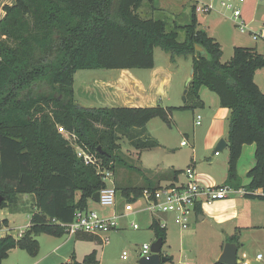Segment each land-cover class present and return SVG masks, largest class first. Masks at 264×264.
<instances>
[{
  "label": "trees",
  "instance_id": "16d2710c",
  "mask_svg": "<svg viewBox=\"0 0 264 264\" xmlns=\"http://www.w3.org/2000/svg\"><path fill=\"white\" fill-rule=\"evenodd\" d=\"M145 1L16 0L4 6L5 16L0 20V207L16 213L22 196L33 195L37 211L21 237L11 232L0 235V264L14 248L37 255L40 234H65L61 223L71 222L78 210L89 209L94 194L106 186V169L117 173L119 166H127L139 173L141 182L129 178L116 187L129 202L158 187L140 167L129 163L121 141L127 139L138 150L158 146L146 134V125L154 117L169 121L174 107H89L76 101L74 88L79 70L151 69L156 48L167 52L172 62L192 57V79L180 108L203 106L200 89L207 86L218 95L221 106L230 109V157L224 184L239 189L237 164L243 146L256 145V164L247 173L251 181L245 196L264 199L252 193L264 189V92L255 81L256 71L264 68V54L235 46L231 59L222 62V46L200 27L195 5L189 23L179 25L166 17H149L157 9L152 5L151 12L142 14ZM197 45L206 53L198 51ZM58 126L73 133L74 140L59 132ZM76 147L97 162H86ZM151 228L164 243L167 228L158 219H153ZM229 241L239 245L237 235ZM97 262L93 251L83 261L72 257L61 264Z\"/></svg>",
  "mask_w": 264,
  "mask_h": 264
},
{
  "label": "rangeland",
  "instance_id": "374dc122",
  "mask_svg": "<svg viewBox=\"0 0 264 264\" xmlns=\"http://www.w3.org/2000/svg\"><path fill=\"white\" fill-rule=\"evenodd\" d=\"M178 1L182 3L186 2L187 5L183 7L180 4L169 6L168 2H173V0H151V2L147 0L141 9V13L146 14L151 12L150 5H152L158 10L156 9L149 17H166L171 24L185 25L190 21L191 5H194L195 0ZM200 1L209 3L213 7L207 13L196 12V14L200 27L207 28L210 35L220 42L223 49L222 62H227L231 59L235 46L257 48V44H264V40L256 41L251 34L252 31H259L264 27V24L261 21L250 22L244 18L243 14L245 13L249 16L252 13L255 14L254 7L258 6V10L263 17L264 0H245L243 3H238L237 0ZM222 1L233 3L239 7L242 12V19L249 23L248 30L242 31L239 28L232 19L233 10L224 8L221 5ZM245 7L248 10L244 11ZM183 39L184 33L180 32V40ZM155 61L158 65L166 66L172 72L171 83L168 84L172 99L169 102H164L163 105L174 107V110L169 121L161 117H154L146 125V134L148 133L151 139L158 141L159 146L138 152L131 148L126 141L127 139L124 138L121 141L123 155L128 158L132 166L142 167L148 171L158 169L160 173H165L173 169L174 166L181 170L186 169L193 155L196 156V161H199V159L207 161L211 156L215 157L213 153L216 146L213 150H210L207 146L208 138L212 132L221 129H225L228 134L230 113L224 119L222 118V122L219 121L220 116L217 115V110L214 108V105L219 101V97L207 86H202L205 90L203 93H200V97L204 102L203 106L195 109L180 108L184 105L186 84L190 78L187 75L188 73L190 75L193 70L192 57L187 59L179 58L177 62H172L167 52L161 48H156ZM106 72L109 71L79 70L75 76V90L78 89L82 80L91 82L94 75L105 74ZM198 114L202 115L201 125H195L194 123ZM183 141L185 144H183ZM226 153H228V149L220 153L218 152L219 156L215 158L221 161ZM179 173L182 174L181 171ZM138 174L136 169L132 167L119 166L117 173L114 175L116 187L119 183L128 182L129 178L137 180L139 178ZM237 195L236 192L229 197ZM27 196H23L20 210L16 213H13L9 207H0L1 234L11 232L17 236L23 229H29L30 217L32 212L37 211V208L31 195L26 198ZM117 197L122 198L121 191L117 193ZM140 204V202L136 204V207ZM140 217L141 220L139 217H136L135 220L142 221V224L147 223L150 219L146 214L140 215ZM5 219H7L9 225L3 224ZM167 220L166 243L164 244L162 253L164 256L165 254H168L169 257L172 256L175 262L186 260L190 264H214L219 260L221 255H218L217 251L220 249L221 241L227 238L226 232L232 233L233 231L234 233V227L231 228L229 224L225 227L218 225L210 217L199 221L196 215H194L190 219V229L185 231L170 217ZM255 221L256 226L245 229L243 232L244 246L240 248L239 253L242 263L239 264H264V259H257L258 253L264 254V213L260 214ZM126 234L127 240L124 251H127L128 255L132 257L133 264H139L143 243L152 244L157 240L154 230L142 227L140 230L126 231ZM13 258V255H11L8 261H13ZM166 264H173V262H166Z\"/></svg>",
  "mask_w": 264,
  "mask_h": 264
},
{
  "label": "crops",
  "instance_id": "0c3cea01",
  "mask_svg": "<svg viewBox=\"0 0 264 264\" xmlns=\"http://www.w3.org/2000/svg\"><path fill=\"white\" fill-rule=\"evenodd\" d=\"M15 2L16 0H0V20L5 16L4 6L13 5ZM179 4L182 5V7L187 5L186 2L182 3L178 0L168 2L169 6H177ZM254 8L253 9L255 10V14L252 13L251 16H249L243 13L244 18L246 20H249L250 22L261 21L264 24V15L262 17V14L258 10V6ZM245 10H248V8L245 7L244 11ZM204 29L209 33L207 28ZM256 47V49L260 53L264 54V44H257ZM178 59L176 60V62L178 61ZM99 70L109 72H106L105 74L94 75L91 82L82 80L78 89L75 90V98L78 103L89 107H151L158 104L167 107L163 105L164 102H169L172 99L168 87V84L171 83L172 72L166 66L158 65L156 61L155 66L151 69ZM192 74L193 70L192 73H190V75L188 73L187 76H190L191 78ZM255 81L264 92V68L256 71ZM188 84L189 83L187 81L186 89ZM204 90L205 88L201 87L200 93H203ZM214 108L217 110V115L220 116V122H222V120L230 113V109L221 106L220 100L214 105ZM196 120L197 116L194 121L195 125H197ZM222 139L227 142V146L224 148V150L228 149V153L224 155L223 160L219 161L215 158L219 156L218 152H216L215 149L213 153L215 157L211 156L207 161H204L202 159L196 161V156L193 155V157L191 158V162L188 164L194 166L197 172V180L203 186H218L226 183L228 176V161L230 157L228 147V134L226 133V130L221 129L212 132V134L208 138L207 146L210 150H213L215 146L217 147L218 143ZM129 146L138 152L147 150H138L131 145ZM255 152V144H246L243 146L237 164V171L241 182L239 189H236L238 191V195L234 197L232 196L224 199H219L212 203L204 202L199 207L198 213H195L199 221L206 220L207 217H210L211 219L215 220V223L218 225H222L225 227L229 224L231 228L234 227V233L233 231L232 233L226 232L228 239L226 238V240L223 239L221 241L219 247L220 249H218L219 251H217L218 255L222 254L225 242L229 241L232 236L237 235L239 243L238 258L240 259V248L244 246V230L256 226L255 220L260 216V214L264 213V199L250 198L241 193L242 190H246V185L251 181V179L247 176V173L256 164ZM140 168L146 175H148L150 178H153L154 182L158 186L169 184L177 180L178 178L183 179L182 174L179 173L176 175L173 173L174 171H181V173L183 172V170L175 166L173 169H170L165 173H160L158 169L148 171L142 167ZM115 181L116 179H114V183ZM137 181L141 182V178L139 177ZM117 193H119V190L117 191ZM260 193L261 192H258L256 194ZM29 196L30 195H28L26 198H28ZM31 198L34 200L33 195H31ZM139 202L141 204L136 207V204H138ZM146 205V201L142 197L135 202H129L123 196L122 198L117 197L116 205L110 207L102 206L99 202H96L92 199L89 201L90 209H94L104 216H112L114 214L120 215L119 227L111 231L110 233L103 235L109 238L108 243L102 242L101 235H91L87 233H77L73 235L65 233L62 236L40 234L38 236L39 251L37 255L32 256L23 249L14 248L9 252V255L7 257L8 259L6 258L3 261V264H61L66 261H70L72 257H75L79 261H83L85 257L93 251H96L98 264H133L134 261L131 256H129L127 259L123 258V252L125 250L124 246L127 240L126 231L140 230L142 229V227H146L152 230L151 225L153 222V216L148 211ZM144 214L150 217L147 223L142 224V221L135 220L136 217H139L141 220L140 215ZM169 217L172 219L171 216H164L159 218V220L161 222H165L166 220L167 223V218ZM132 223L138 224V228H134ZM3 224L9 225L8 221L7 223L3 222ZM190 227L188 229H190ZM0 235L4 236L5 234L0 233ZM165 243L166 241L164 242V244ZM11 255H13L14 257L13 261H8ZM165 256L169 257L168 254H165ZM168 262L177 264L178 262L188 261L179 260L175 262L172 257V261L169 260ZM239 263H242L241 259L237 264Z\"/></svg>",
  "mask_w": 264,
  "mask_h": 264
},
{
  "label": "built area",
  "instance_id": "2783aa9c",
  "mask_svg": "<svg viewBox=\"0 0 264 264\" xmlns=\"http://www.w3.org/2000/svg\"><path fill=\"white\" fill-rule=\"evenodd\" d=\"M238 3H243L245 0H237ZM196 12H209L212 10V5L209 3L195 0ZM221 5L229 10H233L232 19L239 26L242 31L249 29V24L242 19V12L233 3L222 1ZM254 40H264V27L259 31L251 32ZM202 115H197L196 124H201ZM59 132L71 141L74 140L75 135L69 133L63 126H58ZM183 144L185 142L183 141ZM77 154L83 157L86 162L96 163L97 158L92 154L84 151L80 147H76ZM183 179H177L169 184H164L156 187L154 190H145L142 198L146 201L148 211L152 214L153 219H158L164 216H171L174 222L180 225L183 230L190 227V219L198 213V209L202 203H212L219 199L229 197L231 194L238 192L236 189L226 185L218 186H203L197 180V172L193 165H189L182 172ZM103 179L106 182V186L99 191L100 199L99 203L102 206L110 207L115 206L117 203V188L114 183V172L111 170L103 171ZM247 190H242V194L245 195ZM260 194L264 196V189H256L252 193ZM120 215L114 214L112 216H104L94 209L78 210L74 219L69 223H61V226L65 229L67 234L73 235L77 233H87L91 235H101L102 242L108 243L109 238L103 236L111 231L117 229ZM160 221V220H159ZM134 228H138V224L132 223ZM30 225V224H29ZM160 225L163 228H167L165 222L160 221ZM26 229H23L18 233V237H21ZM152 254L151 244H143L140 258H149ZM128 252H123V258H128ZM258 260L264 259L263 253H258ZM139 258V259H140ZM177 264H190L189 262H178Z\"/></svg>",
  "mask_w": 264,
  "mask_h": 264
},
{
  "label": "water",
  "instance_id": "95a60500",
  "mask_svg": "<svg viewBox=\"0 0 264 264\" xmlns=\"http://www.w3.org/2000/svg\"><path fill=\"white\" fill-rule=\"evenodd\" d=\"M196 49L202 53H206L205 49L202 46L197 45ZM192 78L188 79V83L191 81ZM187 89L185 90L184 100H186ZM227 146V142L222 139L218 143L216 147V152H221ZM94 201L99 202L100 193L97 192L94 194L93 198ZM2 200V196L0 195V203ZM163 238H158L155 242L151 244V251L152 254L149 258L141 257L139 259V264H161L162 262L166 263L169 261L167 256L162 254V247H163ZM219 262L225 264H237L239 262L238 259V244L236 242L228 241L223 248V252L219 257Z\"/></svg>",
  "mask_w": 264,
  "mask_h": 264
},
{
  "label": "clouds",
  "instance_id": "9594fccd",
  "mask_svg": "<svg viewBox=\"0 0 264 264\" xmlns=\"http://www.w3.org/2000/svg\"><path fill=\"white\" fill-rule=\"evenodd\" d=\"M257 259H260V257L258 256Z\"/></svg>",
  "mask_w": 264,
  "mask_h": 264
}]
</instances>
